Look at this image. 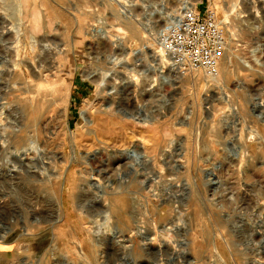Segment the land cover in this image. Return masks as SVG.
I'll use <instances>...</instances> for the list:
<instances>
[{
	"label": "rangeland",
	"instance_id": "374dc122",
	"mask_svg": "<svg viewBox=\"0 0 264 264\" xmlns=\"http://www.w3.org/2000/svg\"><path fill=\"white\" fill-rule=\"evenodd\" d=\"M16 1L0 0V264H264V0H188L229 12L216 82L160 72L156 34L187 0H21V22Z\"/></svg>",
	"mask_w": 264,
	"mask_h": 264
},
{
	"label": "built area",
	"instance_id": "2783aa9c",
	"mask_svg": "<svg viewBox=\"0 0 264 264\" xmlns=\"http://www.w3.org/2000/svg\"><path fill=\"white\" fill-rule=\"evenodd\" d=\"M160 53L178 74L200 71L214 77L226 45L224 24L212 6L183 5L156 34Z\"/></svg>",
	"mask_w": 264,
	"mask_h": 264
},
{
	"label": "bare ground",
	"instance_id": "6f19581e",
	"mask_svg": "<svg viewBox=\"0 0 264 264\" xmlns=\"http://www.w3.org/2000/svg\"><path fill=\"white\" fill-rule=\"evenodd\" d=\"M184 2H186V3H184V5H188V6H192V4H190V2L187 0V1H184ZM27 3V2H26ZM260 3V2H259ZM21 6H22V1L21 0H17L16 1V6H15V10H16V12H15V18H17V19H21V17H20V15H22V13H23V10H22V8H21ZM238 6V5H237ZM236 7V3L234 2V3H232L231 5H230V7L229 8H231L230 10H234V8ZM228 8V7H227ZM221 11H222V13H223V21H222V23L223 22H225V21H228V19H230L229 18V12L227 13L226 12V10L224 9V8H222L221 7V9H220ZM227 11H229L228 9H227ZM38 10H36L35 8H31V10L28 12V14L29 15H31V14H33V17L37 14L38 15ZM175 15H172L171 17H170V20L169 21H173L174 19H175ZM255 17V16H254ZM253 17V18H254ZM256 19V18H255ZM18 20V21H19ZM17 21V20H16ZM19 22H21V20L19 21ZM19 22H18V24H17V26H16V30L15 29H13L12 30V28L14 27V25H13V23L10 25L11 27H10V33L13 31V34L15 35V37L16 38H20V30H21V25H22V23H20L19 24ZM11 23V22H10ZM168 23V22H167ZM229 23V22H228ZM232 24V23H231ZM230 25V24H229ZM166 28V26H164L163 28H161V29H165ZM7 30V29H6ZM9 30V29H8ZM22 32V31H21ZM13 34H12V36H13ZM6 35H7V33H6ZM22 35V34H21ZM9 37V36H8ZM117 38V37H116ZM118 41V40H117ZM262 44V43H261ZM261 44H257L253 49H252V53H253V55H254V52L258 49V47H260V45ZM26 45H29L30 47H32L33 45H32V42L30 41V40H27V44ZM117 45H119V44H117ZM158 50H159V48H158ZM160 52V51H159ZM54 53H56V52H54ZM225 53V52H224ZM223 53V54H224ZM156 54V53H155ZM226 55V54H225ZM224 55V56H225ZM27 57V56H26ZM33 59V58H32ZM224 59V61L222 62V60ZM119 60V59H118ZM140 60V59H139ZM159 60H160V72H163V74H162V76H163V80L164 81H168V80H170V79H172L171 77L172 76H174V77H178V75H177V73L175 72V71H173V69L171 68V67H168V61H167V58L166 57H164L161 53H160V57H159ZM34 61V60H33ZM113 61H116V60H113ZM125 62H126V60H124ZM120 62V61H119ZM221 62L223 63H220V66H219V68H222V66H223V69H227V67H228V69H229V62H228V59L227 58H225V57H222V59H221ZM33 63V62H32ZM118 63V62H117ZM157 63H158V61H157ZM225 63H228L227 65L225 64ZM17 65H18V63H16ZM114 64V63H113ZM156 64V63H155ZM250 63H246L245 65L246 66H248ZM124 65H125V63H124ZM127 65V64H126ZM35 66V63L32 65V67H34ZM251 66V65H250ZM249 66V67H250ZM17 67V66H16ZM24 67V66H23ZM125 67V66H124ZM17 69V68H16ZM24 70V73H25V77H27V70H26V67H25V69H23ZM134 69H128V72L126 73V75H125V77H126V80L127 81H130L131 82V80L133 81V79H135L136 78V76L134 75V73L132 72ZM228 71V70H227ZM18 72V71H17ZM173 73V74H172ZM222 74V73H221ZM161 75V74H160ZM217 77H218V74L216 75ZM216 76H214V77H210V76H207V78L209 77L210 78V80L211 81H213V82H216L217 80H218V78L216 77ZM205 77H206V75H205ZM31 80L32 79H30L29 78V76H28V81L29 82H27L26 81V83H24V87L22 88V87H18V88H21L23 91H25V92H29V94L31 93L30 91H31V88H30V86H29V84H30V82H31ZM206 80V79H205ZM47 81H49V78H48V76L47 75H45V77L44 78H41V77H37V78H35L34 79V83H32L33 84V87L35 88L34 89V93L32 94L31 93V96H30V98H29V100H31V101H33L34 100V102H36V100L37 101H39V100H41V101H43L44 102V99H43V95L44 94H42L43 92H42V90H45V88L47 89V88H53L54 87V84H46V83H44V82H47ZM169 82V81H168ZM115 88V87H114ZM115 90V89H114ZM113 90V91H114ZM52 91H53V89H52ZM115 92V91H114ZM46 93V92H45ZM49 93V92H48ZM50 94V93H49ZM48 94V95H49ZM47 95V94H46ZM26 97V96H25ZM23 98V97H22ZM24 100H26V99H24ZM26 103V102H25ZM36 105V104H35ZM47 109V108H46ZM142 119V118H141ZM143 121H145V119H144V117H143ZM0 144H1V146H2V142H0ZM263 195V194H262ZM261 196V195H260ZM262 197V196H261ZM264 198V197H263ZM87 236H88V234H86ZM90 237V245L92 246V245H95L96 244V241H97V243H98V241L100 240V239H96V238H94V237H92L91 238V236H89ZM89 237H88V239H89ZM89 244V243H88Z\"/></svg>",
	"mask_w": 264,
	"mask_h": 264
},
{
	"label": "crops",
	"instance_id": "0c3cea01",
	"mask_svg": "<svg viewBox=\"0 0 264 264\" xmlns=\"http://www.w3.org/2000/svg\"><path fill=\"white\" fill-rule=\"evenodd\" d=\"M200 7V6H199Z\"/></svg>",
	"mask_w": 264,
	"mask_h": 264
}]
</instances>
